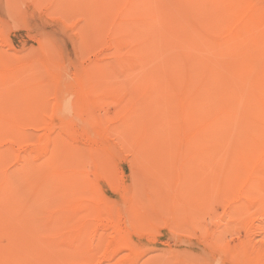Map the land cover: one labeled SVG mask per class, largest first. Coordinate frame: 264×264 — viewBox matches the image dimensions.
Listing matches in <instances>:
<instances>
[{"label":"rangeland","instance_id":"rangeland-1","mask_svg":"<svg viewBox=\"0 0 264 264\" xmlns=\"http://www.w3.org/2000/svg\"><path fill=\"white\" fill-rule=\"evenodd\" d=\"M116 1L0 0V39L7 41L2 51L11 55L34 52L47 65L55 87L44 90V107L52 110L65 101L62 115L53 116L52 122L65 131L75 149L84 152L91 146L97 150L83 159L79 169L91 183L90 200L96 203L95 209L90 207L94 217L87 227L97 230L99 253L107 257L99 260L98 254L92 264H264V173L255 177L248 172L256 167V159L249 145L238 143L244 139L246 123L239 125L237 120V146L233 132L223 135L230 139L224 147L187 144L195 128L185 131L184 125L179 129L171 119L173 93L164 68L170 54L167 27L160 20L140 27L137 22L98 16L97 11ZM116 42L121 48L113 54ZM116 55L131 60V69L136 71L126 73L130 81L145 83V94L135 101L140 103V112L121 117L119 98L114 96L95 100L88 114L74 107V95L84 87L81 76L90 62L114 60L119 58ZM141 59L144 65L137 69ZM114 128L122 129L123 145L110 134ZM25 131L31 139L51 135L48 130ZM13 148L23 155L18 146ZM31 156L35 166L43 161ZM99 157L105 160L103 167ZM107 175L110 181L114 179L110 182L114 188L107 185ZM41 179L34 195L38 204L21 202V209L11 210L12 219L0 210V264H50L54 260L67 264V250L53 245L60 233L76 231L81 212L75 211V223H68L66 231L60 232L65 226L62 221L46 230L44 222L60 217L55 208L66 197L43 194L46 183ZM13 195L17 199L19 194ZM103 200L109 209L103 208ZM246 245L258 254L249 256Z\"/></svg>","mask_w":264,"mask_h":264},{"label":"bare ground","instance_id":"bare-ground-1","mask_svg":"<svg viewBox=\"0 0 264 264\" xmlns=\"http://www.w3.org/2000/svg\"><path fill=\"white\" fill-rule=\"evenodd\" d=\"M97 13L123 22H137L140 27L161 21L167 27L170 46L164 68L173 93V126L182 129L185 125V131L195 128L193 135L186 139L189 145L204 142L219 148L230 141L223 137L227 132H233L234 146H237V120L239 125L246 123L244 139L238 143L249 145L251 155L256 159V167L248 172L255 177L263 175L264 0H119ZM3 39H0V145L5 143L8 147H0V210H6L7 218L12 219L15 216L12 217L11 210L19 209L21 202L28 201L32 206L38 204L40 201L34 199L35 187L42 177L46 183L41 190L43 194L66 197L55 208L60 217H50L44 222L46 230L51 231L56 221H62L65 226L60 232L66 231L68 223H75V211L81 212L76 231L71 235L60 233L53 247L62 246L67 250L64 258L67 264H92L102 252L97 245L100 243L97 230L87 227L94 217L90 207L95 209L96 203L90 200L91 183L79 169L85 163L83 159L93 156L97 150L89 144L84 152L78 147L75 149L65 131L56 128L51 119L56 114L62 115V102L65 101L59 106L56 103L52 110L44 107V90L55 87L47 65L34 57L33 51L25 55L2 51L1 47L7 42ZM113 48V54H118L116 50L121 46L116 42ZM116 57L119 58L90 62L81 76L84 87L74 95L76 106L72 103V108L78 107L88 114L95 100L114 96L119 98L121 117L123 113L140 112V103L135 101L145 94V83L130 81L128 74L136 71L131 69L128 62L131 60ZM143 65L141 59L137 69ZM160 73L163 75L162 69ZM27 128L35 132L48 130L51 135L31 139L25 131ZM121 132V128H114L110 134L118 137L123 145L125 139ZM14 146H18L23 155L16 154ZM29 146L33 148L31 152L26 151ZM31 155L42 157L41 164L35 166ZM95 158L98 156L90 160ZM99 159L100 167H103L105 160ZM110 177L107 175L105 179L111 188L114 183L110 185V182L114 179L110 181ZM19 186H23V190L15 191ZM16 192L19 194L17 199L13 195ZM102 206L109 209L105 200ZM63 214L69 215L63 217ZM257 252L246 245L249 256H256ZM106 258V253L99 255V260ZM50 264L58 262L54 260Z\"/></svg>","mask_w":264,"mask_h":264}]
</instances>
